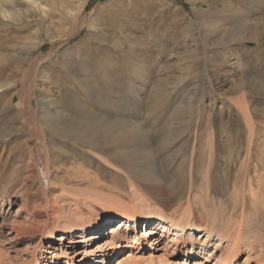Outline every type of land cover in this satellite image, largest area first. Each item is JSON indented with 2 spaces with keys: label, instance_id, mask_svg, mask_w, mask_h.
<instances>
[{
  "label": "rangeland",
  "instance_id": "obj_1",
  "mask_svg": "<svg viewBox=\"0 0 264 264\" xmlns=\"http://www.w3.org/2000/svg\"><path fill=\"white\" fill-rule=\"evenodd\" d=\"M74 6L9 0L14 15L0 14V264H25L47 203L99 213L92 193L178 212L191 204L203 222L207 207L264 235V0H88L71 18ZM41 94L76 120L89 105L91 127L82 136L45 127ZM28 211L42 215L30 225ZM52 243L57 253L81 248Z\"/></svg>",
  "mask_w": 264,
  "mask_h": 264
},
{
  "label": "bare ground",
  "instance_id": "obj_2",
  "mask_svg": "<svg viewBox=\"0 0 264 264\" xmlns=\"http://www.w3.org/2000/svg\"><path fill=\"white\" fill-rule=\"evenodd\" d=\"M21 1L22 3L37 2V0ZM71 1L76 4V7H66L65 12L69 17L75 18L86 7L88 0ZM7 2L9 0H0V14L11 18L15 11L7 7ZM41 6L46 14V7ZM16 13L19 14L17 11ZM212 26L214 27L211 30L216 38L220 34L221 23L218 21ZM90 27L95 28L96 23L91 22ZM83 87L87 94H93L95 85H92L91 80L83 81ZM40 96L41 118L45 127H55L59 133L66 132L81 136L86 129L91 127L93 122L89 116L92 112L86 110L87 108L90 110L89 105L83 108L86 112L80 116L81 119L76 120L63 113L64 111L58 110L57 99H53L52 103H46L48 96L44 94ZM236 105L243 113L249 115L248 106L241 107L238 103ZM48 106L55 111L51 112ZM63 120L66 121L64 127L61 126ZM105 121L108 119L103 122L108 123ZM80 124H83L84 127ZM74 125L79 126L75 127ZM134 127L138 126L134 124ZM44 175L46 182L48 181V172H44ZM44 179L41 178L43 183ZM150 179L157 181L159 176L152 175ZM92 194L87 195V199L102 202L103 208L99 213L87 214L85 207L82 206L72 212L59 211L60 208L51 212L53 205L46 204L47 212L45 211L43 215L47 218V223L40 229L38 241L30 247V257L27 258L25 264H47L49 259L52 264L106 263L109 260H118L127 249L130 251L128 252L129 256L124 260H119L117 264H142L144 259L147 264H251L254 259L257 264H264V235H258V230L256 232V229L249 228L246 217H242L240 220L237 218L234 220L224 219L223 222L216 210L206 211V207L204 210L208 214L206 221L203 222L202 219L198 220L191 204L183 212H178L177 209L170 211L158 204H152L143 197L129 200L117 195L103 196V198ZM9 203L11 204V200ZM26 203L23 199L13 212V221L16 223L18 222L16 217L20 216L21 209L26 207ZM88 204L90 207H94L93 203ZM28 214L31 218L30 225L34 223L36 216L42 215L35 211H28ZM5 223V220L0 222V232L3 231L1 228ZM106 225H108L107 232H104ZM214 237H217L216 245L208 249ZM55 239L81 248L73 254L67 249H61L60 253L47 250L48 247H54L52 242ZM245 249L248 251V255L239 263V256ZM160 251L162 252L158 255L157 252ZM47 253L52 254V257H48ZM141 253H148L149 256L147 258L140 257L137 260V255Z\"/></svg>",
  "mask_w": 264,
  "mask_h": 264
}]
</instances>
